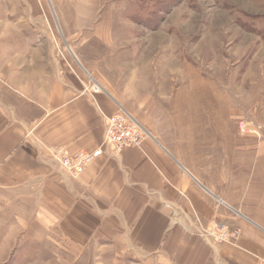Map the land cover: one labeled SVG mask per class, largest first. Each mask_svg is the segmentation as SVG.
I'll use <instances>...</instances> for the list:
<instances>
[{
  "label": "crops",
  "instance_id": "1",
  "mask_svg": "<svg viewBox=\"0 0 264 264\" xmlns=\"http://www.w3.org/2000/svg\"><path fill=\"white\" fill-rule=\"evenodd\" d=\"M52 21L35 0H0V242L66 244L68 256L112 263L258 264L264 152L205 154L197 166L146 137L76 178L53 160L57 148L96 150L120 105L104 93L96 106L82 92L84 75L59 55ZM214 222L239 237L208 242L200 230Z\"/></svg>",
  "mask_w": 264,
  "mask_h": 264
},
{
  "label": "rangeland",
  "instance_id": "2",
  "mask_svg": "<svg viewBox=\"0 0 264 264\" xmlns=\"http://www.w3.org/2000/svg\"><path fill=\"white\" fill-rule=\"evenodd\" d=\"M35 2L52 17L59 55L99 82L146 137L197 166L205 154L264 152V0ZM49 244L0 242V264H129Z\"/></svg>",
  "mask_w": 264,
  "mask_h": 264
},
{
  "label": "built area",
  "instance_id": "3",
  "mask_svg": "<svg viewBox=\"0 0 264 264\" xmlns=\"http://www.w3.org/2000/svg\"><path fill=\"white\" fill-rule=\"evenodd\" d=\"M70 70L73 71L71 67ZM78 79L83 87L82 92L97 106V96L105 93L102 85L89 74L85 75L83 80ZM244 129L245 125L240 124V130L244 132ZM145 138L146 132L136 119L120 107L117 113L106 118L102 142L96 150L93 152L78 151L67 154L62 149L57 148L54 149L52 156L53 160L64 172L76 178L82 175L85 169L102 154H117L126 148H140ZM200 232L201 237L210 240L214 244H231L240 235V230L232 225L216 222L202 227ZM258 264H264V255L259 258Z\"/></svg>",
  "mask_w": 264,
  "mask_h": 264
}]
</instances>
